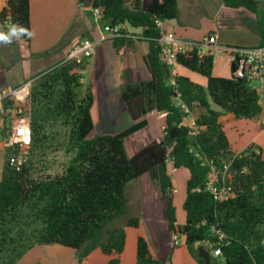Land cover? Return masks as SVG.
I'll use <instances>...</instances> for the list:
<instances>
[{"label":"trees","instance_id":"1","mask_svg":"<svg viewBox=\"0 0 264 264\" xmlns=\"http://www.w3.org/2000/svg\"><path fill=\"white\" fill-rule=\"evenodd\" d=\"M230 9L258 10L257 0H222ZM101 12L105 25L140 29L148 44L144 63L151 79L127 84L121 94L133 124L116 134H89L94 129L91 108L94 94L83 86L80 71L85 62L63 61L35 77L31 88L30 152L52 145L66 136L64 146L71 158L53 178L34 179L31 160L20 171L8 164L6 150L0 177V264H15L36 245L57 244L75 250L78 263L99 249L111 256L105 264H119L124 251L126 227L138 228L140 216L126 215V187L148 174L165 201L164 218L172 235L184 238L189 254L198 264L197 243L210 253V264H264V156L263 149L249 145L232 151L221 117L253 120L261 116L259 95L248 82L233 76L212 74L214 56L196 50L177 55V63L206 78V86L188 77L172 75L161 58V30L157 21L177 17V0H78ZM0 24L23 26L31 33L30 0H0ZM27 45L30 36L20 35ZM131 39L117 38V49ZM264 45V43H263ZM211 102L219 109L211 108ZM193 113L194 128L184 123ZM165 114L159 140L129 156L125 142L147 124L145 116ZM262 126V124H261ZM263 127V126H262ZM4 132L0 131V139ZM61 134V135H60ZM61 142H57L60 145ZM189 171L183 210L186 220L177 224L174 185L168 163ZM230 163L225 180L230 196L215 200L207 190L213 170ZM220 255L214 257L213 250ZM136 264H165L155 259L147 240H136Z\"/></svg>","mask_w":264,"mask_h":264},{"label":"crops","instance_id":"2","mask_svg":"<svg viewBox=\"0 0 264 264\" xmlns=\"http://www.w3.org/2000/svg\"><path fill=\"white\" fill-rule=\"evenodd\" d=\"M257 2L258 10L252 13L245 9L227 8L222 0H177V17L164 21L161 30L172 31L177 37L193 42H200L204 37L214 35L217 45L220 46L243 48L261 46L264 43V0H257ZM89 16L94 22H91ZM30 22L32 35L25 52H20L16 58H12L10 55L5 56L0 49V88L20 86L39 76L63 62L79 41L90 39L97 43L95 53L90 59L84 61V68L80 71L83 86L82 76L88 74L95 98L91 108V118L95 126L89 136L116 134L133 124L121 91L127 84L151 79L144 63V57L148 51L145 40L131 39V42H126L119 49L113 46L114 39L100 41V37L105 34L98 25L100 20L92 15L88 6L79 4L78 0H30ZM133 30L140 34V29L133 28ZM15 40V37L11 38L10 43ZM44 53L48 54L43 56ZM214 56L213 76L228 78L227 69L219 68L215 58L222 59L229 71L230 59L221 53ZM174 75L188 77L196 84L206 86V78L203 81V78H198L192 71L178 63ZM262 106L261 116L254 119L257 120L259 130L254 134L250 133L248 138L239 139L249 124H244L230 114L221 117L225 134L235 154L254 144L263 149L264 155V143H261L259 138L261 132H264L260 123L264 116V103ZM211 108H213L212 105ZM199 113L200 111L191 113L192 118L194 119ZM145 119L148 124L130 135L125 142V146L129 144L132 150L131 153L127 152L129 156L162 136L165 114L152 111L145 116ZM184 123L190 125V120H184ZM169 168H173L170 161L168 163L170 175ZM177 195L178 192L174 187L176 218L177 224L180 225L178 210L180 206L183 208V205H181L182 199ZM126 197L127 205L133 207L132 210L140 216V224L138 228L128 227L131 230L125 228L126 242L124 251L119 256V264H136V240L139 235L147 240L152 256L164 261L165 264H174V259H178V256L182 260L181 264H198L187 251L182 236H179L177 244L174 243L173 235L164 218L165 201L148 174L142 175L134 184L127 185ZM129 233L132 235L131 240H129ZM127 245L131 246L130 257L125 254ZM179 246L186 248V252L175 251ZM98 250L91 252L84 259L85 263L99 253ZM110 258L111 256L103 254L101 259L99 257L97 264H105ZM167 260H170V263H167Z\"/></svg>","mask_w":264,"mask_h":264},{"label":"built area","instance_id":"3","mask_svg":"<svg viewBox=\"0 0 264 264\" xmlns=\"http://www.w3.org/2000/svg\"><path fill=\"white\" fill-rule=\"evenodd\" d=\"M93 16L100 20L101 12L99 9L93 10ZM162 21H157V26L162 29ZM4 25L0 24V28ZM10 24H7V27ZM9 28H6L8 33ZM103 32L100 41L106 39L127 38L133 40H144V38L125 25L111 26L103 25ZM161 58L169 67L171 74L174 75L177 65V55L180 53L196 50L202 56L205 54L216 55L225 54L234 64L233 76L245 80L249 86L256 90L259 95L260 103H264V45L252 48L220 46L216 43L214 35L203 38L200 42L183 40L172 31L161 30ZM96 42L90 39H83L73 46L64 61H75L83 63L90 59L95 53ZM203 48H207L205 53ZM36 78H32L20 86H7L0 88V131L3 137L0 139V146L4 151L12 150L7 160L11 168L20 171L27 163L30 154L32 137L31 128V88ZM183 111L187 114L184 120H190V126L194 128V119L187 107L182 104ZM264 129V116L261 119ZM230 163L222 165L221 170H213L209 176L207 190L213 195L215 200L221 201L230 196V187L226 186ZM179 234L173 235L175 244L178 242ZM220 250L212 252L214 257L219 256Z\"/></svg>","mask_w":264,"mask_h":264},{"label":"rangeland","instance_id":"4","mask_svg":"<svg viewBox=\"0 0 264 264\" xmlns=\"http://www.w3.org/2000/svg\"><path fill=\"white\" fill-rule=\"evenodd\" d=\"M89 18L91 22H94V20L90 16ZM98 25L100 26L101 29H103L102 23L99 22ZM10 27L9 26L7 27V25L1 27L0 33H7L6 28H10ZM15 38L16 40L12 43L0 42L1 53H3L5 56L10 55L12 58H16L20 52L23 53L25 52V50L28 49V45L24 41H22L20 36ZM202 51L206 53L208 49L203 48ZM48 53H44L42 55L44 56L47 55ZM215 61L218 63L219 68L227 69V75L230 77L231 73L229 71V68L224 65L222 59L216 57ZM192 73L198 76V78L200 77L203 78V81H205L204 80L205 77L201 76L198 73H194V72ZM82 77H83L84 86L85 87L90 86V80L88 79V74L86 73ZM211 105L214 109H219L212 102ZM240 121L244 122V124H249V127L244 130L243 136L242 137L240 136L239 139L245 137L248 138V135H250V133L254 134L257 130H259V126L257 125V120L253 119L246 121L245 119H240ZM93 136L94 135L92 134L89 136V138H92ZM259 138L261 143H264V132H261V137ZM66 139H67L66 136L65 137L59 136L58 139H55L53 141L51 146L46 147L38 152L37 151H34L32 153L30 152L28 161L31 160L32 162L30 167H31V175L34 177V179L53 178L55 176L60 175L63 172L64 168L67 166L72 155L66 152L64 143H62ZM57 142H61V144L57 145ZM126 147H127V152L131 153L132 150L129 147V144L126 145ZM5 154L6 152L0 146V177H1L3 164L5 161V157H4ZM169 169H170V175L173 185L176 188V191L178 192L177 197L182 199L181 205H183L186 197V182L188 179V171L184 168H179V169L169 168ZM135 182H137V180L131 181L129 184H134ZM126 208L127 209H126L125 217L132 216L137 213L134 210H132L133 207L127 205ZM179 208L180 209L178 210V217L180 220V225H183L185 222V213L183 211L182 206H180ZM127 229L129 228L127 227L126 230ZM131 238L132 235L131 233H129V240H131ZM186 248L179 246L175 249V251L184 250V252H186ZM98 252H99L97 253L98 255L97 254L93 255L92 258H90L87 263H85L84 260L80 264L99 263V260L101 259V255L103 256V254L99 250ZM125 254L127 257L131 256L132 251L130 245L126 246ZM181 261H182L181 258L178 256V259L176 258L174 259V264H181ZM167 263H170V260H167ZM15 264H79V263L76 258L75 250L57 244H51V245L34 246L32 249L28 250Z\"/></svg>","mask_w":264,"mask_h":264},{"label":"clouds","instance_id":"5","mask_svg":"<svg viewBox=\"0 0 264 264\" xmlns=\"http://www.w3.org/2000/svg\"><path fill=\"white\" fill-rule=\"evenodd\" d=\"M20 35H28L31 36L32 34L28 31V29L24 28L23 26L13 24L8 33H0V42L10 43L11 38L19 37Z\"/></svg>","mask_w":264,"mask_h":264},{"label":"water","instance_id":"6","mask_svg":"<svg viewBox=\"0 0 264 264\" xmlns=\"http://www.w3.org/2000/svg\"><path fill=\"white\" fill-rule=\"evenodd\" d=\"M197 251L198 256L204 260V263L210 264V253L200 243H197Z\"/></svg>","mask_w":264,"mask_h":264}]
</instances>
